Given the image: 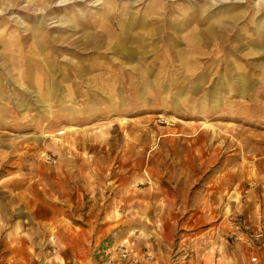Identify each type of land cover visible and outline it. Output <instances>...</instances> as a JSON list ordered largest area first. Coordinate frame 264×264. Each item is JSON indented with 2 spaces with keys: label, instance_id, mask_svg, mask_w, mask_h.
Segmentation results:
<instances>
[{
  "label": "rangeland",
  "instance_id": "374dc122",
  "mask_svg": "<svg viewBox=\"0 0 264 264\" xmlns=\"http://www.w3.org/2000/svg\"><path fill=\"white\" fill-rule=\"evenodd\" d=\"M230 218L264 230V0H0V264H239Z\"/></svg>",
  "mask_w": 264,
  "mask_h": 264
},
{
  "label": "built area",
  "instance_id": "2783aa9c",
  "mask_svg": "<svg viewBox=\"0 0 264 264\" xmlns=\"http://www.w3.org/2000/svg\"><path fill=\"white\" fill-rule=\"evenodd\" d=\"M61 135L63 134L59 136ZM229 228L228 239L233 244L242 245L253 254L254 251L264 246V230L262 228L259 227L255 231L250 230L245 225V221L240 218H230ZM148 257L149 254L144 255V258ZM250 263H257L255 255L251 257ZM97 264H141V253L133 245L127 243L118 246L113 245L100 252Z\"/></svg>",
  "mask_w": 264,
  "mask_h": 264
},
{
  "label": "crops",
  "instance_id": "0c3cea01",
  "mask_svg": "<svg viewBox=\"0 0 264 264\" xmlns=\"http://www.w3.org/2000/svg\"><path fill=\"white\" fill-rule=\"evenodd\" d=\"M258 229H259V227H256L255 230H258ZM197 238L199 239L200 237H197ZM200 242H201V240L199 239L197 241V244ZM199 247L202 249V246L199 245ZM240 247L244 248L246 256L244 257V261H241L239 264H252V263H250L251 258H249V256L251 255V257H252L253 255H255V252L257 253V251H254V254H253V253L249 252L246 247H244L242 245H240ZM201 251H197V253H198L197 258H194V256H190L188 259L182 260V261H179V258L178 259L176 258L173 263L174 264H230L229 263L230 259L227 260V258H225V257L220 258L219 256H217L218 254L216 253V251H214L216 255H213V256L209 255V252L206 253V255L203 254V253H205V250H201ZM139 253H141V264H159V263H157V259H158L157 256L154 255V257L152 258L150 256V253L147 251L145 252V250L144 251L139 250ZM147 254H149V257L144 258V255H147ZM142 256H143V258H142ZM60 261H61L60 263H55V264H71L70 261L66 262L62 259ZM181 262H183V263H181ZM173 263H171V264H173Z\"/></svg>",
  "mask_w": 264,
  "mask_h": 264
},
{
  "label": "bare ground",
  "instance_id": "6f19581e",
  "mask_svg": "<svg viewBox=\"0 0 264 264\" xmlns=\"http://www.w3.org/2000/svg\"><path fill=\"white\" fill-rule=\"evenodd\" d=\"M51 89H52V88H51ZM60 134H64V133H61V132H60V133H57V135H60Z\"/></svg>",
  "mask_w": 264,
  "mask_h": 264
}]
</instances>
